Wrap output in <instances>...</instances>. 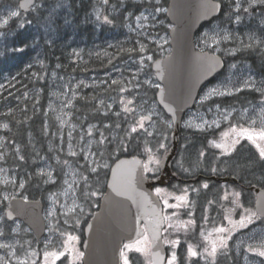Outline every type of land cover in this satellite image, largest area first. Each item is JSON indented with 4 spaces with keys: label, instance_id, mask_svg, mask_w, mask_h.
<instances>
[{
    "label": "rangeland",
    "instance_id": "obj_1",
    "mask_svg": "<svg viewBox=\"0 0 264 264\" xmlns=\"http://www.w3.org/2000/svg\"><path fill=\"white\" fill-rule=\"evenodd\" d=\"M20 1L17 6L0 2V58L3 59L7 53L15 50L10 39L14 29L18 33V26L26 30L22 32L24 36L27 33L35 35L31 50L33 62L37 65L43 66L48 61L45 54L41 55L45 44L59 52L58 59L53 64L49 62L50 70L45 74L49 88L47 115L52 116V119L46 120V129L50 133L47 148L51 154L42 151L36 162L39 178L44 184L55 187L40 199L45 201L44 218L47 226V233L42 240H38L21 220L10 222L5 218L11 199H31L27 193L30 183L17 169H20V162L24 159L22 146L6 139L5 131L9 125L0 116V244L5 245L0 248V264H78L83 258L80 231L93 213L92 202L99 200L102 195L100 190L94 191L93 186L100 185L102 188L101 175L106 172L101 171L109 168L110 156H115L118 149H125V144L132 137L131 129L137 127L136 133L147 141L144 147L145 160L153 162L149 174H159L160 163L157 165L154 161H161L163 154L171 147V121L158 105L156 97L150 93L152 89L157 92L160 86L152 65L171 53V26L166 15L169 0H107V3L105 0H89L92 3L89 18L98 35L94 36V41H88V44L80 43L71 30H60L61 25L57 22L67 17L69 0H37L29 13L33 14L32 17L21 12ZM227 2L229 12L222 19L202 28L196 36V45L200 50L227 57L229 61L209 89H214L220 96L247 89H257L264 95V4L251 6L249 0H239L242 7L237 11V0ZM244 8L248 11H244ZM14 12L17 15H12ZM229 16L231 17L228 18ZM105 17L110 22H105ZM14 20L16 23L13 25ZM26 23L30 25L27 27ZM81 24L84 25V22ZM117 49H126L128 54L134 55L123 62L121 59L116 61L108 73L84 75L68 70L71 66L87 65L94 56L105 58L103 65H106L108 61L115 60L114 51ZM16 51L25 52V49ZM241 52H252L261 59L258 64H254L251 60L236 58ZM10 75V72H4L0 76V89L7 87L9 83L6 86L3 84L11 78ZM113 81H116V85L110 87ZM84 87L103 88L106 95L98 98V104L104 113L111 112L118 118L116 124L101 125L75 113L78 89ZM104 89H110L111 92ZM129 101L132 103L129 104ZM127 117L131 119L126 128L130 130L129 133L124 131L121 123ZM142 117H150L144 120V129L139 128L137 123ZM229 117L228 107L216 106L214 110L205 113L203 118L195 117L190 123L195 127H203L213 121L219 127L223 121L227 124ZM245 122L239 119L241 126ZM5 124L8 125L7 128L3 127ZM228 129L229 125L225 132ZM197 142L194 139L184 140L174 164L179 171L196 175L205 166L212 168L215 164H223L221 153L197 155L194 152L198 149ZM160 144L165 147L161 148ZM39 150L40 148L37 152ZM95 173H99L100 178ZM21 182L24 185L22 188L19 186ZM157 189L160 190L161 198L167 201L164 242L171 255L175 253L177 256L178 251L184 248L190 264H213V260L214 264H219L221 259L229 263L230 244L237 243L242 245L240 251H246L245 256L241 252L237 254L241 260L242 257L245 258L243 264H261L263 257L247 249L250 246L261 247L264 244V232L248 223L247 228L243 227L246 229L242 232L237 230L235 234L233 220L225 213L229 207V199L222 191L202 189L200 184ZM199 195L205 197L199 199ZM177 197L185 199L178 200ZM196 214L199 215V220ZM217 216L221 217L220 221L224 225L212 226L208 222ZM220 227L227 231L216 232L215 229ZM144 237L140 239L139 245L132 243V250L123 247V260L127 258L129 264H152L150 238L147 235V240H144ZM221 237L226 240L227 248L220 247ZM213 243L217 245L215 257L209 255ZM136 247L142 251L136 252ZM189 247L197 253L196 256L189 254ZM45 252L63 255L58 259L49 256L45 260ZM255 260H259V263L254 262ZM239 262L238 260L236 264Z\"/></svg>",
    "mask_w": 264,
    "mask_h": 264
},
{
    "label": "water",
    "instance_id": "obj_2",
    "mask_svg": "<svg viewBox=\"0 0 264 264\" xmlns=\"http://www.w3.org/2000/svg\"><path fill=\"white\" fill-rule=\"evenodd\" d=\"M24 4L28 7H21ZM35 5L36 0H21L19 8L29 13ZM222 8L215 0L169 1L166 15L171 25V53L157 60L152 69L160 84L157 103L172 121V147L162 156L157 179L146 176L143 160L137 156L120 158L112 165L100 207L85 228L82 264H122L124 243L135 242L146 232L151 240L152 264H166L163 205L154 188L175 178L173 163L184 116L194 108L200 90L225 68L220 55L198 50L195 42L198 32L219 17ZM257 194L256 209L264 217V192ZM43 209L41 202L14 198L5 216L9 221L22 220L37 239H42L46 233Z\"/></svg>",
    "mask_w": 264,
    "mask_h": 264
},
{
    "label": "trees",
    "instance_id": "obj_3",
    "mask_svg": "<svg viewBox=\"0 0 264 264\" xmlns=\"http://www.w3.org/2000/svg\"><path fill=\"white\" fill-rule=\"evenodd\" d=\"M18 1L19 0H0V2H3L5 5L8 3H12L15 6H17ZM216 1H220L223 4V9L220 16L215 19V21L222 19L225 14L229 12V6L226 4V0ZM69 6L70 10L67 17L60 19V21L58 20V24L61 25L60 30L61 28H64L67 31L71 30L73 32V36L77 38L78 41L83 39L87 44L88 41H94V36L98 35V31L96 30L94 23L89 18V11L90 9H92V3L89 0H69ZM225 11L226 13H224ZM32 15L33 14H27V16L30 17H32ZM82 22H84V26L83 24H81ZM15 23L16 20L13 21V25ZM29 25L28 23H26L27 27ZM14 31L12 39L10 40L12 41V47L15 50L7 53L3 59L0 58V76H2L4 72H10L11 74V78L3 84L6 86V84L9 83L7 87H5V89H0V106H2V108L0 109V116L5 119L9 125L7 131H5L6 139L9 142L13 140L15 143H19L22 146V152L25 160L23 159L22 163L20 162V169L19 167H17V169L21 174L25 175L26 179L30 182L29 188L27 190L28 196L31 200H40L41 197H45L47 195L48 190L55 187V185H47L46 183L44 184L43 180L39 178L36 170V162L42 151L49 155L51 154V152L47 148L49 136L46 129V120L52 119V116L47 115L49 88L47 85L45 74L48 70H50L49 62L50 64H53V62L58 59L57 57L59 56V52L57 49H53L45 44V46H43L42 48L44 51L42 50L41 55L45 54L48 61L43 66H39L35 62H33V51L31 50L32 39L35 38V35L33 34L32 36L30 33H27V35L24 36L22 32H26V30H24V28H20L19 26L17 28L18 33H14ZM20 48H24L25 52L16 51ZM114 52L116 53L114 58L115 60L108 61L106 65H103L105 58L102 57V59H99L94 56L87 63L86 68H73V66H71L68 70L74 74H102V72L110 71L113 68L112 66L117 63L116 61H118L119 59H121L120 61L123 62V60H126L130 56L134 55L133 53L128 54L126 49H117ZM235 57L243 59L244 61L251 60L254 64H258L259 59H261L260 56L257 57L252 52H241ZM224 60L227 66L229 62L228 58L224 57ZM51 67H54V65H51ZM115 85V83L110 84V87ZM12 87H14V89ZM107 90L111 92L110 89ZM78 93L79 95L75 100L76 107L74 109L77 115L87 118V120H89L90 122L99 123L101 125L116 124L118 118L111 112L104 113L102 111V108L98 104L97 99L106 95V93H104L103 91V88L90 90L78 89ZM150 93L153 97H156V89H152ZM87 97L89 100L87 99ZM90 105L91 107H89ZM130 122L131 119L129 117L124 118V120L121 122L124 126L125 132H130L129 129H126ZM191 135L194 136L193 139H196V137L198 138V136H196V134L194 135V133H191ZM188 138L189 135L184 133V131H181L179 152L182 148L184 140ZM146 142L147 141L141 135H138L136 132H132V137L130 140H128V144H125V149H123V151L121 149H118L117 154L115 156H110L109 160H111V162L113 163L121 157L130 156H139L142 159H145L144 147ZM170 143L171 141H169V146H171ZM39 148L40 150L37 152ZM105 171L102 170L101 173ZM174 173L177 178L172 180L171 183L167 185V187H173L174 185H192L188 182V180L197 178L199 172H197L196 175L190 172L184 173L179 171L174 166ZM150 177L153 178L156 176ZM33 178L36 179L34 180ZM195 184L197 185V182ZM30 186L32 187V189ZM93 187L94 191H104V187L101 188L100 185ZM37 188H39L40 193L37 191ZM31 190L33 192H31ZM38 194H41L40 197ZM162 200L163 202L165 201L164 199ZM98 202L99 200L96 199L94 200V203L92 202L91 211H95L94 205H97ZM164 211L165 219L167 221L168 213L166 210ZM175 264H190L188 263L186 250L184 248H181L180 251H178ZM219 264L231 263L230 260L228 263L227 261H223V259H221Z\"/></svg>",
    "mask_w": 264,
    "mask_h": 264
},
{
    "label": "flooded vegetation",
    "instance_id": "obj_4",
    "mask_svg": "<svg viewBox=\"0 0 264 264\" xmlns=\"http://www.w3.org/2000/svg\"><path fill=\"white\" fill-rule=\"evenodd\" d=\"M80 43L87 44L83 39L80 40ZM82 67L86 68L87 66L85 65L79 68ZM73 68L77 67L73 66ZM83 74L85 75V73ZM215 80L216 78L211 80L204 86L203 89L200 90L196 105L194 106L193 110L189 111L184 117V127L182 131L189 135L188 141L191 139V137L192 139L194 138L191 133L197 134V136H199L200 139H194L196 142L198 141V149L194 151L196 154L198 153L197 155L205 156L204 154L221 153L224 158V162L223 164H215L212 166V168L209 166L206 167L204 165L205 167L202 168L203 170L198 173V177L195 179H190L188 182L192 184V187L196 185L195 183L197 182V184L201 185L202 189L213 188L216 191H222L223 195L228 197L229 207L225 213L227 217L233 220L232 227L235 234L237 233V230L242 232L247 228L246 227L243 229V227L239 225L238 222L240 221L241 217L247 218L253 213H255V215L252 217L251 226L257 229L259 228L264 232V217L260 216L256 209L258 202L257 193L264 192V159L260 158L256 144L248 141L245 136L241 135V129H251L255 132H259L260 130L264 129V100L262 99L264 98V95L262 91H258L257 89H247L245 91H235L232 94L220 96L214 89H209ZM83 89L91 88L84 87ZM246 91H249V94H247ZM251 96L252 98H249ZM248 98L251 99L252 102H250ZM241 99L242 101L239 103ZM247 100L249 101L248 103ZM216 106L229 108L230 117L227 124L223 121V123L218 127L213 121H210L203 127H195L191 125L190 121H192V119L195 117H198L199 119L200 117L203 118L205 113H209L210 111L214 110ZM239 119L246 121L243 124L244 126L239 124ZM253 121H255V123H253ZM87 123L89 122L87 121ZM227 125H229V131L225 132L227 131ZM186 127H189V129H186ZM225 134L227 137H224ZM233 141L238 142L233 145ZM219 143H224L227 150L215 147V145ZM256 143L264 146V141L257 140ZM201 153H203V155H201ZM226 167L229 170L226 169ZM95 174H97L99 177V173ZM107 180L108 176L106 175L105 182L103 179L102 187L106 188ZM205 184H207V188L204 187ZM237 193H239L238 196L236 195ZM198 198L202 199L203 197L199 195ZM261 204L264 205V194ZM218 219V225H221V217H218ZM245 222L248 226L247 219ZM84 228H82L80 231L82 245L84 240ZM262 246H264V244H262L261 247ZM230 247L231 250L229 254L231 263L236 264L239 260V264H243L245 258L243 259L242 257L241 260V258L237 255L238 252H241L245 256L246 251H240L242 245H237V243L234 245L231 243ZM261 247L255 248L261 249ZM244 248L248 247L244 246ZM256 257L257 256H255V258ZM81 262L78 264H82ZM254 262L259 263V260H255ZM261 264H264V257L261 261Z\"/></svg>",
    "mask_w": 264,
    "mask_h": 264
},
{
    "label": "snow or ice",
    "instance_id": "obj_5",
    "mask_svg": "<svg viewBox=\"0 0 264 264\" xmlns=\"http://www.w3.org/2000/svg\"><path fill=\"white\" fill-rule=\"evenodd\" d=\"M249 2H250V4H251V6H255L257 3H259V4H264V0H249ZM105 3H107V0H105ZM21 7H28V5H27V4H24V5H21ZM241 7H242V6L240 5L239 0H237V3H236V10L239 11V10L241 9ZM243 10H244V11H248L247 8H244ZM12 15H17V13L14 12V13H12ZM105 22H110V21H108V18H107V17H105ZM225 39H227V37H225ZM143 50H144V49H143V46H142V47H141V51H143ZM113 83H116V81H113ZM131 103H132V101H129V104H131ZM125 110L127 111V109H125ZM145 119H150V117H142V118L137 122L139 128L144 129V120H145ZM253 123H255V121H253ZM3 127H4V128H7L8 125L5 124ZM198 127H202V126H198ZM131 130H132V132H136V131H137V127H133ZM145 130H146V129H145ZM148 134L151 135V133H148ZM241 135L245 136V138H246L248 141H250V142L256 144V147H257V149H258V151H259L260 158H261V159H264V146H261V144L256 143L257 140L264 141V129L260 130L259 132H255L254 130H251V129H241ZM101 142H103V141H101ZM237 142H238V141H233V145H234L235 143H237ZM160 147H161V148H164L165 146H164V144H160ZM215 147L227 150V149H226V146H225L224 143L216 144ZM71 154L74 155V153H71ZM201 155H203V153H201ZM154 162H155L157 165H159V163H160L159 160H155ZM144 169H145V172L150 171V169L148 168L147 165H144ZM19 186L22 188L24 185H23V183L21 182V184H20ZM204 187L207 188V187H208L207 184H205ZM156 192H157V194H159L160 190L157 189ZM93 194H95V193H93ZM236 195L238 196L239 193H237ZM5 199H7V197H5ZM177 199H178V200H182V199H185V197H177ZM165 205H167V201H165ZM175 206H176V205H173V207H175ZM9 215H11V214H9ZM254 215H255V213H253L252 215L248 216L247 218H245V217H241L240 221L238 222L239 225H240L241 227H246L247 224H246L245 220L247 219V223H251V222H252V217H253ZM230 223H231V221H230ZM215 231L218 232V233H224V232H226L227 230H226L224 227H220V228L215 229ZM228 238L230 239L231 237L229 236ZM69 239H75V237H69ZM220 239H221L220 247H222V248H227V242H226V240H225L223 237H221ZM144 240H147V235H145ZM140 243H141L140 240H136V241H135V244H136V245H139ZM166 243H167V241H166ZM173 243H179V242H178V241H173ZM2 247H5V245L0 244V248H2ZM124 248H125V249H129V250H132V249H133V244H125V245H124ZM247 250L250 251V252H253L254 254H256V255H258V256H260V257H264V246H262L261 249L252 248V247L250 246ZM135 251H136V252H141L142 249L139 248V247H136V248H135ZM216 252H217V245H216L215 243H213V244H212V247H211V252L209 253V255H211L212 257H215ZM189 254H190L191 256H196V255H197V253H196L195 251H193L191 247H189ZM61 255H63V253H56V252H52V253L45 252V253H44L45 260H47V258H48L49 256H52V257L58 259L59 256H61ZM121 255L123 256L124 253L122 252ZM175 262H176V255H175V253H173V254L171 255V258L168 260V264H175ZM124 264H129V261H128L127 258H125V260H124ZM213 264H214V260H213Z\"/></svg>",
    "mask_w": 264,
    "mask_h": 264
},
{
    "label": "bare ground",
    "instance_id": "obj_6",
    "mask_svg": "<svg viewBox=\"0 0 264 264\" xmlns=\"http://www.w3.org/2000/svg\"><path fill=\"white\" fill-rule=\"evenodd\" d=\"M226 1H228V0H226ZM226 4H228V2L226 3ZM228 7V6H227ZM230 7V6H229ZM224 13H226V11L224 12ZM232 15V14H231ZM231 16H229L228 18H230ZM58 23V22H57ZM12 29V28H11ZM13 31V30H12ZM14 33H15V31H14ZM11 38V37H10ZM12 39V38H11ZM9 42V41H8ZM12 42V41H11ZM11 42H10V44H11ZM34 43H35V41H34ZM9 47H11L10 45H9ZM32 49V48H31ZM4 54V53H3ZM125 56V55H124ZM1 57V56H0ZM3 57V56H2ZM125 58V57H124ZM242 58V57H241ZM2 59V58H1ZM123 59V58H122ZM263 65V64H262ZM104 70V69H103ZM103 70H101V71H103ZM263 71V70H262ZM88 90H90V89H88ZM247 92V94H249L248 92L249 91H246ZM98 93V92H97ZM84 94V93H83ZM242 94H245V93H242ZM246 94V95H247ZM241 95V94H240ZM239 96V95H238ZM250 96V95H249ZM84 97V96H83ZM86 98V97H85ZM241 98V97H240ZM240 98H238V99H240ZM249 98H252V96L251 97H249ZM248 98V99H249ZM254 98V97H253ZM87 99H88V97H87ZM243 99V98H242ZM242 99L240 100V102L239 103H241V101H242ZM89 100V99H88ZM253 100V99H252ZM94 101H95V99H94ZM97 101H98V99H97ZM249 101L250 102H252L251 101V99H249ZM248 100H247V103L249 102ZM256 101V100H255ZM245 102H246V100H245ZM253 102H254V100H253ZM244 103V102H243ZM94 104V103H93ZM94 106V105H93ZM89 107H91V105L89 106ZM88 107V108H89ZM97 108V107H96ZM97 111V110H96ZM96 114V113H95ZM94 115V114H93ZM97 115V114H96ZM49 135H50V133H48ZM48 135V136H49ZM195 135V134H194ZM196 136H197V134H196ZM197 138V137H196ZM198 138H199V136H198ZM189 139V138H188ZM187 139V140H188ZM191 139H192V137H191ZM200 139V138H199ZM30 141V140H29ZM196 141V140H195ZM192 143V142H191ZM198 144V143H197ZM196 148H197V146H196ZM210 165V164H209ZM207 167V166H206ZM226 169H228L227 167H226ZM229 170V169H228ZM32 172V171H31ZM203 174V173H202ZM34 175V174H33ZM206 175V174H205ZM34 180L36 179V178H33ZM200 179H201V177H200ZM38 180V179H37ZM202 180V179H201ZM32 181V180H31ZM30 183V182H29ZM31 187V186H30ZM40 187V186H39ZM29 188V187H28ZM31 189H32V187H31ZM37 191L39 192V188H37ZM31 192H33L32 190H31ZM30 193V192H29ZM34 193H35V191H34ZM40 193V192H39ZM42 193H43V191H42ZM37 194V193H36ZM39 195V194H38ZM41 195V194H40ZM40 195H39V197H40ZM41 199H42V197H41ZM45 202V201H44ZM6 249V248H5ZM3 251V250H2ZM5 251V250H4ZM9 251V250H8ZM2 253V252H1Z\"/></svg>",
    "mask_w": 264,
    "mask_h": 264
}]
</instances>
